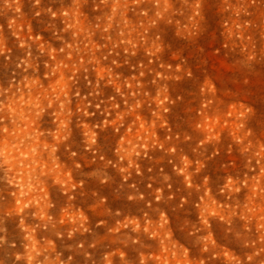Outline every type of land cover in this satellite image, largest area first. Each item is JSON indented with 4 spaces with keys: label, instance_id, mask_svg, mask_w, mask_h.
Wrapping results in <instances>:
<instances>
[{
    "label": "rangeland",
    "instance_id": "rangeland-1",
    "mask_svg": "<svg viewBox=\"0 0 264 264\" xmlns=\"http://www.w3.org/2000/svg\"><path fill=\"white\" fill-rule=\"evenodd\" d=\"M0 264H264V0H0Z\"/></svg>",
    "mask_w": 264,
    "mask_h": 264
}]
</instances>
